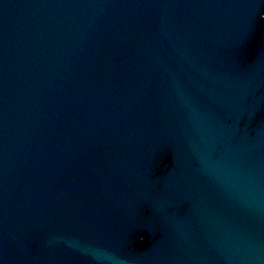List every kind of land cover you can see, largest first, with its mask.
Here are the masks:
<instances>
[{"label": "water", "instance_id": "1", "mask_svg": "<svg viewBox=\"0 0 264 264\" xmlns=\"http://www.w3.org/2000/svg\"><path fill=\"white\" fill-rule=\"evenodd\" d=\"M0 264H264V0H0Z\"/></svg>", "mask_w": 264, "mask_h": 264}]
</instances>
